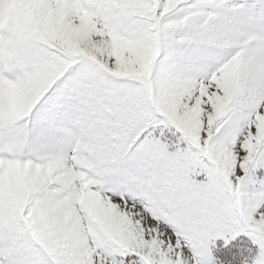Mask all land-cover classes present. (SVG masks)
I'll use <instances>...</instances> for the list:
<instances>
[{
	"label": "snow or ice",
	"instance_id": "obj_1",
	"mask_svg": "<svg viewBox=\"0 0 264 264\" xmlns=\"http://www.w3.org/2000/svg\"><path fill=\"white\" fill-rule=\"evenodd\" d=\"M0 264H264V0H0Z\"/></svg>",
	"mask_w": 264,
	"mask_h": 264
}]
</instances>
